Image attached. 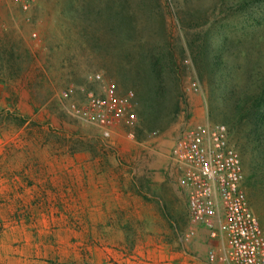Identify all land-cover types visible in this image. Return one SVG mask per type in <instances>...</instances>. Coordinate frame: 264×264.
Masks as SVG:
<instances>
[{
  "label": "rangeland",
  "instance_id": "rangeland-1",
  "mask_svg": "<svg viewBox=\"0 0 264 264\" xmlns=\"http://www.w3.org/2000/svg\"><path fill=\"white\" fill-rule=\"evenodd\" d=\"M100 70L138 102L110 138L71 112L102 89ZM263 74L264 0H0V264H141L182 249L192 234L171 151L194 107L234 127L264 232V126L234 120ZM225 245L209 264H229Z\"/></svg>",
  "mask_w": 264,
  "mask_h": 264
},
{
  "label": "built area",
  "instance_id": "built-area-1",
  "mask_svg": "<svg viewBox=\"0 0 264 264\" xmlns=\"http://www.w3.org/2000/svg\"><path fill=\"white\" fill-rule=\"evenodd\" d=\"M35 1L15 0L22 11ZM103 73L96 72L94 80L104 82ZM187 91L198 92V83L190 82ZM137 106L132 90L120 93L113 83L104 82L99 92L88 91L81 103L72 104L71 112L110 138L117 125L136 119ZM171 155L179 168L177 185L185 197L190 223L206 228L211 238H225L223 257L229 264H264V232L244 191L240 156L227 126L207 121L189 125ZM207 256L214 259L212 248Z\"/></svg>",
  "mask_w": 264,
  "mask_h": 264
},
{
  "label": "crops",
  "instance_id": "crops-1",
  "mask_svg": "<svg viewBox=\"0 0 264 264\" xmlns=\"http://www.w3.org/2000/svg\"><path fill=\"white\" fill-rule=\"evenodd\" d=\"M195 106V104H194ZM193 116L189 121V125H195L202 122L199 108L194 107ZM195 116V117H194ZM68 172V170H66ZM62 176L68 177V173H63ZM51 186V185H50ZM189 230H193L192 237L187 240L184 247L179 250H165L164 253L147 251L146 255H142V261L147 258L148 261L144 264H209L207 261L206 252L212 248L215 255L221 258L220 245L225 244L224 237L211 238L206 228L193 225L190 223ZM215 264H224L217 261Z\"/></svg>",
  "mask_w": 264,
  "mask_h": 264
},
{
  "label": "trees",
  "instance_id": "trees-1",
  "mask_svg": "<svg viewBox=\"0 0 264 264\" xmlns=\"http://www.w3.org/2000/svg\"><path fill=\"white\" fill-rule=\"evenodd\" d=\"M246 98L247 100L237 101L234 120L236 124H239L242 119L251 117L253 127H255V133H257L258 127L262 128L264 126V74L261 78V84L258 90L250 93ZM249 101H251L250 104ZM232 129H234V127L230 126L228 132L230 133Z\"/></svg>",
  "mask_w": 264,
  "mask_h": 264
}]
</instances>
